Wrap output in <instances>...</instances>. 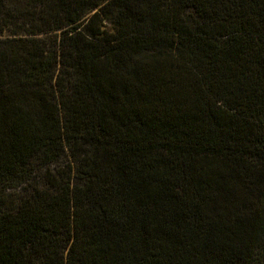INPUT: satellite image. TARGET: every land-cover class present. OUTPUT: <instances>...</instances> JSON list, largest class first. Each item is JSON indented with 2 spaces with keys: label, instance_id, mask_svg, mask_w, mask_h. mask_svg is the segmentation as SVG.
Wrapping results in <instances>:
<instances>
[{
  "label": "trees",
  "instance_id": "16d2710c",
  "mask_svg": "<svg viewBox=\"0 0 264 264\" xmlns=\"http://www.w3.org/2000/svg\"><path fill=\"white\" fill-rule=\"evenodd\" d=\"M258 185L264 0H0V264H264Z\"/></svg>",
  "mask_w": 264,
  "mask_h": 264
},
{
  "label": "rangeland",
  "instance_id": "374dc122",
  "mask_svg": "<svg viewBox=\"0 0 264 264\" xmlns=\"http://www.w3.org/2000/svg\"><path fill=\"white\" fill-rule=\"evenodd\" d=\"M186 16H190L188 12L184 14H179L178 17L180 19H186ZM105 26L109 28V32L112 31V24L109 22H105ZM104 27H102L103 29ZM53 34V33H52ZM51 42V50H53V38ZM226 190H223L220 194H218V198H214L212 201H210V204L215 206L217 209H222L224 206L228 207L232 205L233 203L237 205V214L238 213H244L253 216V214H256L258 212H261V214L264 212V186L260 187L253 186L251 189L247 190H241L236 189L233 191V197L234 201H231L233 198H229L226 196L228 192H225ZM252 220L249 221L248 226L251 225Z\"/></svg>",
  "mask_w": 264,
  "mask_h": 264
}]
</instances>
